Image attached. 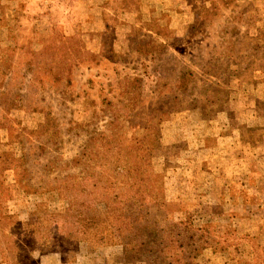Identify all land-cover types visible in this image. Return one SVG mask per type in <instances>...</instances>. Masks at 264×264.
<instances>
[{"label":"rangeland","instance_id":"obj_1","mask_svg":"<svg viewBox=\"0 0 264 264\" xmlns=\"http://www.w3.org/2000/svg\"><path fill=\"white\" fill-rule=\"evenodd\" d=\"M0 264H264V0H0Z\"/></svg>","mask_w":264,"mask_h":264},{"label":"trees","instance_id":"obj_2","mask_svg":"<svg viewBox=\"0 0 264 264\" xmlns=\"http://www.w3.org/2000/svg\"><path fill=\"white\" fill-rule=\"evenodd\" d=\"M92 205H85V201L77 203L78 206H80L82 209L78 212V220L79 224L84 225V226H89L91 223L96 222L97 219L99 218L100 221V213L96 211V204L95 202H90ZM101 205L103 204L102 202H99ZM75 215V214H74ZM69 216V215H68ZM71 216V215H70Z\"/></svg>","mask_w":264,"mask_h":264}]
</instances>
